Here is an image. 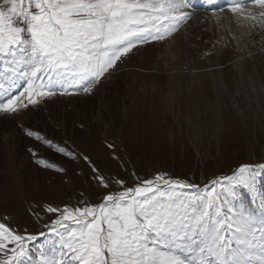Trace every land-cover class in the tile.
<instances>
[{
	"label": "rangeland",
	"instance_id": "obj_1",
	"mask_svg": "<svg viewBox=\"0 0 264 264\" xmlns=\"http://www.w3.org/2000/svg\"><path fill=\"white\" fill-rule=\"evenodd\" d=\"M216 1L184 9L191 19L178 31L134 48L89 92L69 86L0 113V223L36 237L26 242L33 260L31 249L58 240L49 207L96 206L157 174L196 185L178 191L202 204L214 180L252 165L257 190L236 187L228 199L264 214V24Z\"/></svg>",
	"mask_w": 264,
	"mask_h": 264
},
{
	"label": "snow or ice",
	"instance_id": "obj_2",
	"mask_svg": "<svg viewBox=\"0 0 264 264\" xmlns=\"http://www.w3.org/2000/svg\"><path fill=\"white\" fill-rule=\"evenodd\" d=\"M249 3L258 15L245 13ZM189 7L196 9L195 0H0V113H18L69 86L89 92L134 48L178 31L191 19ZM228 8L264 24V0H230ZM252 168L214 180L197 197L202 204L178 191L196 185L157 174L96 206L49 207L59 213L50 228L58 240L31 249L35 260L26 242L36 237L0 223V264H264V214L228 199L236 187L257 190Z\"/></svg>",
	"mask_w": 264,
	"mask_h": 264
}]
</instances>
